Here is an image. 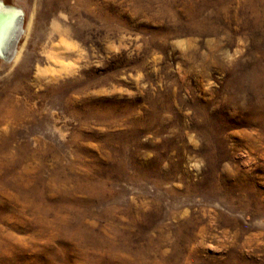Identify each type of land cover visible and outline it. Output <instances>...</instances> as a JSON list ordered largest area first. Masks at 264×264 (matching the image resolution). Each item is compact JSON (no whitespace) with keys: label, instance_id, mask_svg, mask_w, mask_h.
Returning a JSON list of instances; mask_svg holds the SVG:
<instances>
[{"label":"rangeland","instance_id":"rangeland-1","mask_svg":"<svg viewBox=\"0 0 264 264\" xmlns=\"http://www.w3.org/2000/svg\"><path fill=\"white\" fill-rule=\"evenodd\" d=\"M23 7L0 264H264V0Z\"/></svg>","mask_w":264,"mask_h":264},{"label":"bare ground","instance_id":"bare-ground-1","mask_svg":"<svg viewBox=\"0 0 264 264\" xmlns=\"http://www.w3.org/2000/svg\"><path fill=\"white\" fill-rule=\"evenodd\" d=\"M0 1L5 3L4 0H0ZM218 1H219L220 4H223L225 0H218ZM24 4H25V0H19V5H13V6H16L17 8L22 9L23 12H24V7H23ZM207 4H208V2L205 3V6H207ZM204 7H201L199 10H203ZM23 14H24L23 21H18L17 20V15H15L12 10H9V9L5 8L4 6L0 5V15H2L4 17V19H9V22L7 24L5 22V26L1 25L3 28L0 26L2 28L0 30V41L3 44V47H2L3 48L2 51H4L3 52V56L7 55L6 58H1L0 57V59L3 60L2 62L10 63L12 60H15V62H16L23 55V49H20L18 47V43L21 40V37L24 34V32H26V36H28L29 31H30V22L28 24V27L25 28V12ZM53 23H54L53 25H55L54 26L55 28L60 29V35L66 37V35H67L66 27L61 28V26H60L61 24L59 22H57L56 20L53 21ZM65 40L63 39L64 42L67 41V40L66 41ZM67 42H70V41H67ZM22 48H24V47H22ZM55 49H56V47L54 45H52L50 51H48V53H46L47 54V58H49V60L53 59L56 56ZM48 69L49 68H43V69L38 68L37 73L39 75L40 74H45ZM50 70H53V68L52 69L50 68ZM7 111H8V113L11 112V110H7Z\"/></svg>","mask_w":264,"mask_h":264},{"label":"water","instance_id":"water-1","mask_svg":"<svg viewBox=\"0 0 264 264\" xmlns=\"http://www.w3.org/2000/svg\"><path fill=\"white\" fill-rule=\"evenodd\" d=\"M0 5L1 6H4L5 8H7V9H9V10H12L13 12H14V14L15 15H17V20L18 21H23V16H24V12H23V10L22 9H19V8H17L16 6H12V5H7L6 3H3L2 1H0ZM9 22V19H7V21H6V24ZM1 30V29H0ZM3 47V44H2V42L0 41V57L1 58H6L7 57V55H5V56H3V52L4 51H2V48Z\"/></svg>","mask_w":264,"mask_h":264}]
</instances>
